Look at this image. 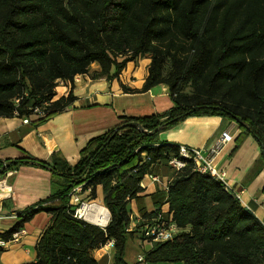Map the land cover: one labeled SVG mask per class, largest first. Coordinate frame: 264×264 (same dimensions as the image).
<instances>
[{"label":"trees","instance_id":"trees-1","mask_svg":"<svg viewBox=\"0 0 264 264\" xmlns=\"http://www.w3.org/2000/svg\"><path fill=\"white\" fill-rule=\"evenodd\" d=\"M138 57L150 59L143 87L124 90L165 84L173 106L122 117L91 138L75 164L60 155L45 163L53 190L0 231L9 239L36 212L50 214L36 259L22 264H98L93 251L110 240L113 264H127L126 241L136 233L128 231L130 201L156 163L179 156L180 144L159 134L188 116L235 119L264 149V0H0V117L35 114L44 121L72 104L75 77L93 62L111 79ZM61 82L68 92L57 96ZM2 167L0 160V176ZM80 184L88 193L83 200L108 208L106 226L75 216L70 193ZM166 202L178 233L153 242L145 261L264 264V223L223 181L195 170L192 160L175 171ZM158 209L144 216L155 217ZM144 224L136 226L143 238Z\"/></svg>","mask_w":264,"mask_h":264},{"label":"crops","instance_id":"crops-1","mask_svg":"<svg viewBox=\"0 0 264 264\" xmlns=\"http://www.w3.org/2000/svg\"><path fill=\"white\" fill-rule=\"evenodd\" d=\"M150 59L129 61L118 77L100 75L101 65L93 62L87 73L75 77L76 99L66 109L44 121L31 116L0 117V160L14 164L9 177L12 195L2 208L0 230H9L23 210L45 199L54 188V175L45 163L60 155L75 164L87 142L114 128L124 116H148L169 110L174 102L169 87L158 84L146 91L128 92L124 87H143ZM115 70L112 67L111 72ZM63 85V86H62ZM60 83L57 96L65 93ZM230 138L221 141L223 134ZM161 140L201 148L218 171L224 172L229 189L264 223V158L262 147L253 135L244 133L235 119L220 115L188 116L159 134ZM213 148L216 151H213ZM35 160V161H34ZM175 170L163 160L143 178L144 190L130 201L131 223L124 260L143 264L138 257L152 247L150 240L138 236L136 226L147 222L145 212L158 208L167 211L166 189ZM156 176L157 179H152ZM98 197L103 198L101 187ZM84 195V194H83ZM50 220L44 210L25 221L19 240L9 242L0 252V264H22L36 259V244ZM98 264H113L115 247L108 241L93 251ZM147 263V262H146Z\"/></svg>","mask_w":264,"mask_h":264},{"label":"built area","instance_id":"built-area-1","mask_svg":"<svg viewBox=\"0 0 264 264\" xmlns=\"http://www.w3.org/2000/svg\"><path fill=\"white\" fill-rule=\"evenodd\" d=\"M63 83V82H61ZM35 113L39 115H44V111L39 108H35ZM29 117L24 118V122H29ZM230 138V135L227 133L223 134L221 138L222 142H225ZM215 152L216 149L213 148ZM187 160L193 161L194 169L200 172L210 173L212 176L224 182L225 186L229 188L224 178V172L218 171L215 168L208 157H206L201 148L180 145L179 146V156H174L168 160V164L175 170L178 171L186 166ZM3 174L0 176V217H2V208L4 202L11 197L12 188L9 183V177L13 174V169H9L6 164H4ZM152 179L156 180V176H151ZM90 190V188L88 189ZM84 189L83 185L80 184L75 186L70 193V204L74 207V214L80 218L85 219L79 208L83 206L86 202L82 199ZM91 203V202H86ZM85 220H88L87 218ZM1 231V230H0ZM24 232L23 229L14 231L9 239H4L0 236V246H6L9 242L17 241L20 238V235ZM142 232L144 238L150 240L151 242L155 241H169L173 240L178 233V227L174 221H172L170 216L166 215V212L162 209L158 210V214L155 217L150 218L142 227ZM111 245H114V240L109 241ZM139 261L144 260V254L139 255Z\"/></svg>","mask_w":264,"mask_h":264},{"label":"bare ground","instance_id":"bare-ground-1","mask_svg":"<svg viewBox=\"0 0 264 264\" xmlns=\"http://www.w3.org/2000/svg\"><path fill=\"white\" fill-rule=\"evenodd\" d=\"M79 212L88 220L102 226L108 223L110 217L108 208L97 202H85L83 206L79 208Z\"/></svg>","mask_w":264,"mask_h":264},{"label":"rangeland","instance_id":"rangeland-1","mask_svg":"<svg viewBox=\"0 0 264 264\" xmlns=\"http://www.w3.org/2000/svg\"><path fill=\"white\" fill-rule=\"evenodd\" d=\"M63 86V85H62ZM57 87H59V85L57 86ZM68 88H69V86L68 85H66V89H65V93L64 94H66L67 92H68ZM57 91H58V88H57ZM31 116H35L36 117V115L35 114H32ZM83 194H85L84 192H83ZM88 193H86L85 194V196L87 195ZM83 196V195H82ZM84 197V196H83ZM99 197L97 198V201H99ZM86 201V200H85ZM86 202H90V201H86ZM159 210V209H158ZM160 211V210H159ZM44 212H46L45 210H44ZM165 212H167V211H165ZM109 222V221H108ZM136 234V233H135ZM138 236H139V234H138ZM147 261H144V263L143 264H182L181 262H160V263H150V262H147Z\"/></svg>","mask_w":264,"mask_h":264},{"label":"water","instance_id":"water-1","mask_svg":"<svg viewBox=\"0 0 264 264\" xmlns=\"http://www.w3.org/2000/svg\"><path fill=\"white\" fill-rule=\"evenodd\" d=\"M262 155H263V157H264V149H262ZM4 170V166L1 168V171H3ZM109 215H110V212H109ZM86 219V218H85ZM109 219H110V217H109ZM88 221H90V220H88ZM90 222H92V221H90ZM92 223H94V222H92ZM94 224H97V223H94ZM108 224V223H107ZM106 224V225H107ZM97 225H99V224H97ZM106 225H104V226H106ZM102 226V225H101Z\"/></svg>","mask_w":264,"mask_h":264}]
</instances>
